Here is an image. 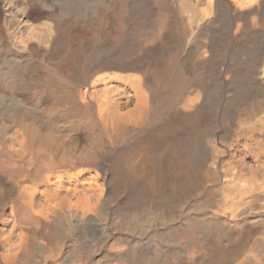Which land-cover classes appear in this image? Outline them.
<instances>
[{
	"label": "bare ground",
	"instance_id": "1",
	"mask_svg": "<svg viewBox=\"0 0 264 264\" xmlns=\"http://www.w3.org/2000/svg\"><path fill=\"white\" fill-rule=\"evenodd\" d=\"M264 0H0V264H264Z\"/></svg>",
	"mask_w": 264,
	"mask_h": 264
},
{
	"label": "rangeland",
	"instance_id": "2",
	"mask_svg": "<svg viewBox=\"0 0 264 264\" xmlns=\"http://www.w3.org/2000/svg\"><path fill=\"white\" fill-rule=\"evenodd\" d=\"M258 130L261 131L262 133H264V128L263 127L259 126ZM263 144H264V141H263Z\"/></svg>",
	"mask_w": 264,
	"mask_h": 264
}]
</instances>
